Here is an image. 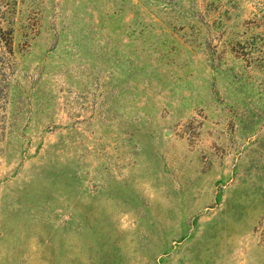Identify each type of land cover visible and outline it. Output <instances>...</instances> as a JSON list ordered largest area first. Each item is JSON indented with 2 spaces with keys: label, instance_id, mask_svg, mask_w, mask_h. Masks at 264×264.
Instances as JSON below:
<instances>
[{
  "label": "rangeland",
  "instance_id": "obj_1",
  "mask_svg": "<svg viewBox=\"0 0 264 264\" xmlns=\"http://www.w3.org/2000/svg\"><path fill=\"white\" fill-rule=\"evenodd\" d=\"M9 1L0 264H264V0Z\"/></svg>",
  "mask_w": 264,
  "mask_h": 264
},
{
  "label": "trees",
  "instance_id": "obj_2",
  "mask_svg": "<svg viewBox=\"0 0 264 264\" xmlns=\"http://www.w3.org/2000/svg\"><path fill=\"white\" fill-rule=\"evenodd\" d=\"M0 67L3 69L4 67L11 66V57L13 54V42L10 31L6 30L2 24L1 19L3 14L10 7L11 1L9 0H0Z\"/></svg>",
  "mask_w": 264,
  "mask_h": 264
}]
</instances>
